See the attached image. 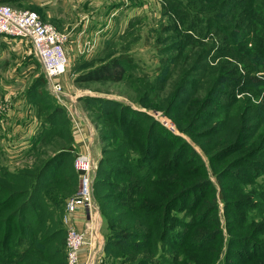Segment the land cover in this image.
I'll use <instances>...</instances> for the list:
<instances>
[{
	"label": "trees",
	"instance_id": "1",
	"mask_svg": "<svg viewBox=\"0 0 264 264\" xmlns=\"http://www.w3.org/2000/svg\"><path fill=\"white\" fill-rule=\"evenodd\" d=\"M254 7L257 16L244 33L257 38L249 57L254 69H264V0ZM238 31L222 33L225 41L245 40ZM206 50L193 58L185 53L189 63L183 77L160 106L179 134L124 101L104 95L80 98L88 114L92 108L99 119H110L101 131L109 146L103 148L94 178V197L109 229L101 264H264V212L257 222L247 216L252 207L248 186L259 185L264 176V119L253 103L234 112L235 103L220 102L217 87L191 105L209 72ZM133 65L131 55L118 54L78 73L75 81L120 82ZM39 85L47 86L44 73L28 91L31 100L50 106L42 129L68 145L33 168L0 167V264L28 254L18 264H67L65 202L79 182L74 135L65 108ZM150 101L148 90L138 96L141 106ZM162 135L176 142L172 149L163 151ZM132 150L139 154L135 159ZM37 250L41 257L34 258Z\"/></svg>",
	"mask_w": 264,
	"mask_h": 264
},
{
	"label": "rangeland",
	"instance_id": "2",
	"mask_svg": "<svg viewBox=\"0 0 264 264\" xmlns=\"http://www.w3.org/2000/svg\"><path fill=\"white\" fill-rule=\"evenodd\" d=\"M1 1L7 2L12 7L21 6L19 3L14 4V0ZM131 1L134 3L141 1L139 4H143V7L139 9V12L138 10L135 13L132 12L133 16L130 14V22L123 18L117 19L119 24L122 22V29L113 36L116 38L103 43L102 40L97 43L98 46L90 42L79 45L78 54L83 56L89 53H84L87 47H93L92 50L95 52L92 58L88 57L90 59L81 56L71 60L68 56V72L61 77V81L64 84L63 79L67 78L69 82L68 89L65 87L66 94L77 95L74 98L77 101L78 110V105H85L80 100L82 96L104 95L124 101L153 116L164 115L160 106L171 97L189 63V58H184L185 53H192L193 58L195 52L204 51L207 46L204 53L211 55V58L205 62V67L209 68V72H204L205 80L199 86L191 105H198L206 97L209 89L217 87L222 93L220 102L235 103L234 112H240L246 104L253 103L257 105L264 119V69L261 65L258 69H254V63L249 57L250 48L256 43L257 38L252 34L247 37V33H244L249 32L247 29L257 16L254 11L255 4L262 0ZM228 21L238 23L240 27L232 28L228 26ZM232 30H239L240 37L246 39H234L233 43L226 42L222 33H229ZM6 39L8 42L13 40V43L11 45L5 43L2 48L0 47V167L8 170L33 168L48 155L68 144L56 136L45 135L42 129L43 121L44 117L51 112L50 106L40 105L29 97L28 91L31 85L43 74L41 64L31 49L32 45L26 39L16 40L13 37ZM194 39L201 41V45L196 47ZM19 42L22 47L17 46ZM98 47L99 50H97ZM118 54L131 55L135 60V65L131 66L122 81L80 83L75 81L78 73ZM175 55H178V58L181 55L182 57L174 63L172 59ZM163 65L165 70L161 73ZM196 75L200 77L201 72ZM38 89L49 91L48 86L39 85ZM147 90L151 101L148 107H144L139 105L138 96L145 94ZM89 109L90 125L87 126L85 121L81 122L84 123L87 131L91 132V128L94 129V142L91 148L97 143L102 155L103 148L108 147L109 143L101 140V131L106 130L110 119H99L96 109ZM64 111L70 119L73 132L74 120L71 119L66 108ZM76 113L80 120L83 119L80 110ZM93 121L96 122L93 124ZM159 121L163 124L162 120ZM176 132L179 134L177 130ZM160 144L163 151H167L172 149L176 142H173L170 136L162 135ZM156 149L157 147H153L148 154L154 157ZM131 153L133 159L139 155L136 150H132ZM159 158L160 161L164 159L162 156ZM257 181L259 185H251L247 189L248 199L252 202V207L247 214L248 220L255 219L256 222L261 221V213L264 212V206H262L264 199L261 197L264 193V186L261 185L264 183V176L259 177ZM95 203L99 207L96 199ZM99 218L101 226L105 223V218L101 213ZM223 221L221 215V222ZM101 229L105 242L109 229L106 224L101 226ZM102 238L96 245L98 251L94 264L102 263L104 256ZM32 256L41 257L38 250L32 253ZM29 257H31L30 254L20 259L6 260L1 264H18L25 262Z\"/></svg>",
	"mask_w": 264,
	"mask_h": 264
},
{
	"label": "built area",
	"instance_id": "3",
	"mask_svg": "<svg viewBox=\"0 0 264 264\" xmlns=\"http://www.w3.org/2000/svg\"><path fill=\"white\" fill-rule=\"evenodd\" d=\"M2 36L28 40L36 59L42 65L50 93L58 104L66 108L81 131L78 121L80 118L76 113L79 111L75 99L77 95L66 94L65 85L61 81V77L68 72L69 66L65 48L66 35L53 24L45 22L36 11L21 10L0 2V37ZM92 49L93 47L89 46L84 53H91ZM154 117L162 120L164 126L177 133L173 121L164 115H154ZM87 135L90 143L86 142V151L75 152L74 166L79 173L78 188L65 202L63 222L67 229V264H94L98 251L96 245L101 240L96 225L101 212L94 197V178L98 160L90 149L94 142V129L91 128V132L86 130L85 136ZM80 207L86 208L90 217L87 230L84 231L77 228L71 217V214ZM86 247H89V251L86 260L82 261L81 251Z\"/></svg>",
	"mask_w": 264,
	"mask_h": 264
},
{
	"label": "crops",
	"instance_id": "4",
	"mask_svg": "<svg viewBox=\"0 0 264 264\" xmlns=\"http://www.w3.org/2000/svg\"><path fill=\"white\" fill-rule=\"evenodd\" d=\"M0 2L3 1L0 0ZM13 2L14 4H21V6L14 8L36 11L45 22L53 24L64 33L67 37L65 48L71 60L83 56L79 55L80 53L78 54V52H80L78 50L79 45H83L87 42L97 44L102 40V43L108 42L119 29H122V22L119 24L117 19L120 20L123 18V20L125 19L127 22H130V17L131 15L133 16L132 12L135 13L136 10L139 12V9L143 7V4H139L141 1H136L137 3H134L131 0H14ZM130 11L131 13H129ZM6 38L10 37H0L1 48L5 43L8 45L13 43V40H9L8 42ZM17 46L22 47L21 42H19ZM97 50H99V47ZM94 52L95 50L83 57L90 59L93 57L92 55ZM63 82L64 84L66 83L65 87L68 89L69 82L67 78L63 79ZM78 106L83 118L79 120L80 129L83 133L72 121L74 134L73 146L75 152H83L87 149L86 142L90 143V141L88 135L85 136L86 128L82 122L85 121L86 125L89 126L91 121L88 118V111L85 110L83 106ZM91 151L99 160L101 157V151L99 150L97 143L94 144ZM71 217L79 230H86L90 219L86 208H78L75 213L71 214ZM99 220L100 218L97 219L96 225L102 238L101 226H105V223H102L100 226ZM101 244L102 248H104L105 242L103 241V238ZM88 251L89 247H86L81 251L82 261L86 260Z\"/></svg>",
	"mask_w": 264,
	"mask_h": 264
}]
</instances>
